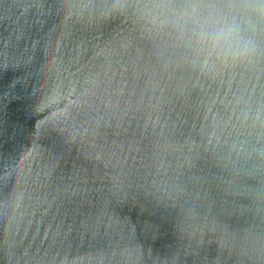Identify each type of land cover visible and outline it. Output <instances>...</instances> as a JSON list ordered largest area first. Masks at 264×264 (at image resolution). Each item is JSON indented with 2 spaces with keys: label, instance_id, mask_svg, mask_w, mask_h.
<instances>
[{
  "label": "water",
  "instance_id": "95a60500",
  "mask_svg": "<svg viewBox=\"0 0 264 264\" xmlns=\"http://www.w3.org/2000/svg\"><path fill=\"white\" fill-rule=\"evenodd\" d=\"M242 0H0V264H264V26Z\"/></svg>",
  "mask_w": 264,
  "mask_h": 264
},
{
  "label": "clouds",
  "instance_id": "9594fccd",
  "mask_svg": "<svg viewBox=\"0 0 264 264\" xmlns=\"http://www.w3.org/2000/svg\"><path fill=\"white\" fill-rule=\"evenodd\" d=\"M245 16L225 21L212 32L200 34L202 41L222 46L234 58L254 54L255 33L264 26V0H242Z\"/></svg>",
  "mask_w": 264,
  "mask_h": 264
}]
</instances>
